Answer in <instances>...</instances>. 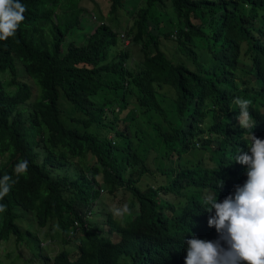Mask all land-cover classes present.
<instances>
[{"label": "trees", "instance_id": "16d2710c", "mask_svg": "<svg viewBox=\"0 0 264 264\" xmlns=\"http://www.w3.org/2000/svg\"><path fill=\"white\" fill-rule=\"evenodd\" d=\"M80 1L21 0L24 21L0 41V178L15 181L0 252L40 246L33 220L61 244L43 264H185L188 239H219L205 195L234 194L247 179L235 156L250 131L264 139V0H141L128 15L109 0L122 32L100 22L64 44ZM122 191L130 212L117 217L101 197Z\"/></svg>", "mask_w": 264, "mask_h": 264}, {"label": "clouds", "instance_id": "9594fccd", "mask_svg": "<svg viewBox=\"0 0 264 264\" xmlns=\"http://www.w3.org/2000/svg\"><path fill=\"white\" fill-rule=\"evenodd\" d=\"M25 11L21 0H0V41L15 36L25 19ZM233 103L240 110L237 117L240 127L252 130L255 123L249 112L250 101L235 97ZM259 115L264 117L263 105ZM248 147L249 152L237 154L234 159L245 166L247 179L243 185L236 188L233 185L234 194L222 201L212 192L204 197L203 217L209 226L215 227L219 239L211 241L195 236L188 239L185 264H264V139L250 131ZM27 169L28 161L22 160L15 165L14 173L19 178ZM14 183L10 175L0 178V199ZM5 210L6 205L0 204V212ZM129 212L127 204L113 209L117 217Z\"/></svg>", "mask_w": 264, "mask_h": 264}, {"label": "rangeland", "instance_id": "374dc122", "mask_svg": "<svg viewBox=\"0 0 264 264\" xmlns=\"http://www.w3.org/2000/svg\"><path fill=\"white\" fill-rule=\"evenodd\" d=\"M141 0H122L123 3V12L128 14H132L134 10L141 4ZM80 5L84 8L80 25L79 27H75L66 37L64 44L69 41H73L75 44L80 45L83 44L87 38V36L95 29V27L100 22H105L110 25L114 30H118L122 32V25H120V11L117 15L113 13H109L110 1L109 0H81ZM130 16V15H129ZM123 39V44L125 46H130L129 41L124 37H120ZM141 55L138 52L137 48H134L132 51V57L130 60H134L135 58H139ZM151 165V166H150ZM149 167L152 169L155 167L152 162L148 163ZM105 192V190H104ZM102 193L101 201L106 205L107 208L123 207V205L127 204L129 195L125 192L122 195V192H119L116 198H113L110 194ZM97 212V209L91 211V214ZM32 223L33 225L30 227L33 231L40 232V246H38V241L35 237L31 238V243H29V247L22 246L21 251L24 252V255L21 256L20 251L16 249L15 246L12 247L11 252L9 254H5V252H0V264H43V260L39 257L43 251L47 250L48 253L53 254L57 248L61 245L60 240H57L55 237L54 240L49 239L46 236L47 228L46 226L43 228L38 227V225L30 220L28 223ZM92 226L95 227L96 224L91 222ZM26 226L25 224H23ZM47 238H45V237ZM42 240V241H41Z\"/></svg>", "mask_w": 264, "mask_h": 264}]
</instances>
